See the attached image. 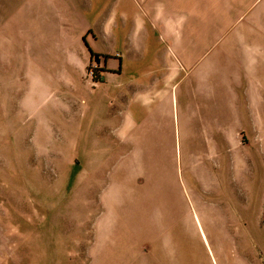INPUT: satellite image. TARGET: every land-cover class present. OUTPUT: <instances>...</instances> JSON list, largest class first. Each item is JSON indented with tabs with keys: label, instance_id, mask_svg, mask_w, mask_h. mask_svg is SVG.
Segmentation results:
<instances>
[{
	"label": "rangeland",
	"instance_id": "374dc122",
	"mask_svg": "<svg viewBox=\"0 0 264 264\" xmlns=\"http://www.w3.org/2000/svg\"><path fill=\"white\" fill-rule=\"evenodd\" d=\"M24 3L0 0V264H264V116L241 152L176 103L159 132L104 58L34 49Z\"/></svg>",
	"mask_w": 264,
	"mask_h": 264
},
{
	"label": "crops",
	"instance_id": "0c3cea01",
	"mask_svg": "<svg viewBox=\"0 0 264 264\" xmlns=\"http://www.w3.org/2000/svg\"><path fill=\"white\" fill-rule=\"evenodd\" d=\"M23 12L45 39L34 49L63 53L56 60L68 67L81 66V48L85 62L104 58L110 94L159 132L176 103L183 131L207 115L206 129L230 131L241 152L238 133L264 116V0H25ZM98 36L106 41L96 49Z\"/></svg>",
	"mask_w": 264,
	"mask_h": 264
},
{
	"label": "trees",
	"instance_id": "16d2710c",
	"mask_svg": "<svg viewBox=\"0 0 264 264\" xmlns=\"http://www.w3.org/2000/svg\"><path fill=\"white\" fill-rule=\"evenodd\" d=\"M93 59L95 60V61H98V56H96V55H93ZM96 82H99L100 80L98 79V80H95Z\"/></svg>",
	"mask_w": 264,
	"mask_h": 264
},
{
	"label": "built area",
	"instance_id": "2783aa9c",
	"mask_svg": "<svg viewBox=\"0 0 264 264\" xmlns=\"http://www.w3.org/2000/svg\"><path fill=\"white\" fill-rule=\"evenodd\" d=\"M90 73H91V75H92V74H93V70H91V72H90Z\"/></svg>",
	"mask_w": 264,
	"mask_h": 264
}]
</instances>
